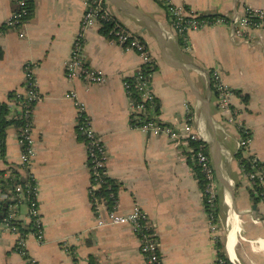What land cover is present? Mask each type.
<instances>
[{
  "label": "crops",
  "instance_id": "1",
  "mask_svg": "<svg viewBox=\"0 0 264 264\" xmlns=\"http://www.w3.org/2000/svg\"><path fill=\"white\" fill-rule=\"evenodd\" d=\"M103 1L147 46L159 121L179 127L189 104L193 129L213 166L219 229L211 231L185 146L132 125L123 81L131 80L140 64L137 52L91 26L84 33L85 61L105 79L93 84L68 80L64 66L84 0H34L33 16L22 25L4 27L0 36V105L22 90L23 64L35 62L40 97L33 111L31 171L38 185L43 240L28 235L22 255L15 249L17 235L0 232V264H146L130 226H97L88 194L86 146L78 138L75 105L65 96L71 90L105 146L107 174L119 185L117 210L129 213L139 206L147 213L165 264H221L220 258L224 264H264V202L250 192L237 156L240 133L235 123L226 121L209 77L218 68L233 89L236 119L251 133L249 151L264 164V31L254 29L246 40L228 23L214 24L189 33L191 48L186 49L159 0ZM171 1L229 19L246 8H264V0ZM15 8L14 0H0V27ZM17 132L16 123L7 126L2 172L19 161ZM66 245L71 253L64 250Z\"/></svg>",
  "mask_w": 264,
  "mask_h": 264
},
{
  "label": "built area",
  "instance_id": "2",
  "mask_svg": "<svg viewBox=\"0 0 264 264\" xmlns=\"http://www.w3.org/2000/svg\"><path fill=\"white\" fill-rule=\"evenodd\" d=\"M166 9L170 26L183 37L186 49L191 48L187 36L189 33L198 31L204 27L228 23L234 33L249 40L254 29L264 31V8H246L240 17L232 19L223 15L207 16L199 12L185 9L182 5L173 3L171 0H159ZM27 0H14L16 8L11 12L3 27H0V36L4 27H15L28 21L25 17V5ZM112 21L105 33L117 44L125 49L134 50L138 53L140 64L131 80H124V88L131 99L133 109V127L151 135H166L176 145L185 146L189 158L195 163L204 177V185L201 196L209 217L211 219V231L216 232L219 226L216 223V179L210 156L204 145L199 141L198 133L193 129L192 111L188 103L185 104L183 121L177 128L162 124L158 118L157 100L150 88L149 77L151 74L152 58L145 43L119 23L114 16L105 8L103 0H84V12L81 17L79 28L72 40L68 59L65 62V76L68 80H81L85 84L101 83L105 77L101 70L89 66L85 61L84 33L91 26L102 27L103 21ZM35 62H25L23 69L22 90L16 91L3 105L8 109L7 117L19 121L17 140L20 148L19 161L13 168L0 172V206L3 203L5 212L0 216V232H10L17 235L15 249L22 255H26V238L33 235L39 242L43 240V224L39 212L38 185L31 171V164L35 154L33 138V111L40 95L35 76ZM210 82L218 97V105L226 117L228 123H235L240 137L238 139L239 164L245 174L250 189L261 196L264 202V165L257 156L251 154V133L236 119V111L232 105L234 91L224 82L219 69L209 71ZM138 93L136 99L132 91ZM75 105V124L77 132L84 137L86 146V163L89 172V201L96 217L97 226L127 224L139 240V249L146 264H165L159 249V240L152 222L147 213L135 206L129 213H120L117 201L112 208H108V198L104 195L95 194V190L102 184V176H108L105 162V146L99 135L92 126L91 118L85 112L84 104L71 90L65 94ZM1 155V152H0ZM243 161V162H242ZM244 163L248 164L246 169ZM11 184L7 189L6 185ZM110 196L114 195L110 191ZM25 207V212H20V207ZM26 229L24 231L20 230ZM64 250L71 253L66 245ZM219 262L224 264V259ZM30 264H36L32 260Z\"/></svg>",
  "mask_w": 264,
  "mask_h": 264
},
{
  "label": "trees",
  "instance_id": "3",
  "mask_svg": "<svg viewBox=\"0 0 264 264\" xmlns=\"http://www.w3.org/2000/svg\"><path fill=\"white\" fill-rule=\"evenodd\" d=\"M34 7H35L34 0H27L26 5H25V11H26L25 17L30 19L33 16ZM208 16L210 17L211 15H208ZM110 26H112V21L104 20L103 25L100 28V31L103 33H106ZM131 93L136 99L138 98V93L136 91L133 90ZM7 114H8V109L6 108V106H4L3 104L0 105V152H1V155H3V153H4V140H5L7 126L13 122L16 123L17 125H19V123H20L17 120H11V119L6 118ZM78 138L81 139L82 141L84 140V137L82 135H80L79 133H78ZM200 142H201V140L196 141V142H192V144L197 145ZM204 148H205V146H204ZM237 156L239 157V153L237 154ZM189 163H190L191 168L194 172V176L197 180L199 187L202 188L204 185L203 174L201 173L199 167L195 163L192 162L191 158H189ZM260 164L264 165L262 163H260ZM244 165L246 166V169H249V166L247 163L246 164L244 163ZM0 172H2V170H0ZM6 187H7V189L10 188L11 184H7ZM118 188H119V185L113 178H111L110 176H102V184L95 190V194L106 196L108 198V208H112L114 205V202L117 201ZM250 190H251L250 192L257 199L261 200V196L259 194H256V191H259V189L255 190V192L252 189H250ZM110 191L114 192L113 196L109 195ZM4 210H5V208L3 207V203H2V205L0 206V216H2L4 214V212H5ZM20 230L24 231L26 229L20 228ZM215 242H216L217 248L219 249V256L222 257V254L220 252L219 240L216 238ZM90 263L94 264V262H92V261H90Z\"/></svg>",
  "mask_w": 264,
  "mask_h": 264
},
{
  "label": "rangeland",
  "instance_id": "4",
  "mask_svg": "<svg viewBox=\"0 0 264 264\" xmlns=\"http://www.w3.org/2000/svg\"><path fill=\"white\" fill-rule=\"evenodd\" d=\"M29 20V19H28ZM22 25V24H21ZM138 54V53H137ZM139 56V55H138ZM212 69H214V68H212ZM216 69H218V68H216ZM105 155V154H104ZM105 162H106V159H105Z\"/></svg>",
  "mask_w": 264,
  "mask_h": 264
}]
</instances>
